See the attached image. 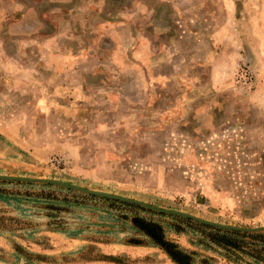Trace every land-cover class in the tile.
I'll return each instance as SVG.
<instances>
[{
  "label": "rangeland",
  "instance_id": "obj_1",
  "mask_svg": "<svg viewBox=\"0 0 264 264\" xmlns=\"http://www.w3.org/2000/svg\"><path fill=\"white\" fill-rule=\"evenodd\" d=\"M0 172L264 225V0H0ZM0 188V264H178L135 217L183 264H264L168 215Z\"/></svg>",
  "mask_w": 264,
  "mask_h": 264
},
{
  "label": "trees",
  "instance_id": "obj_2",
  "mask_svg": "<svg viewBox=\"0 0 264 264\" xmlns=\"http://www.w3.org/2000/svg\"><path fill=\"white\" fill-rule=\"evenodd\" d=\"M0 182H7L11 183L9 181H1ZM14 183H22V182H14ZM29 184V183H27ZM48 187H57L49 184H41ZM61 188V187H57ZM64 189V188H62ZM66 191H72L70 189H65ZM0 193H5L3 189L0 188ZM50 193V192H49ZM76 193V192H75ZM82 194V193H81ZM52 195V194H51ZM84 196H88L91 198H99L105 201H108L110 203L115 204H121L125 205L131 208H138L141 210H147L142 206L130 204L121 202L118 200L108 199L105 197L95 196V195H89V194H82ZM47 198H51V196H47ZM154 212V211H151ZM157 213V212H156ZM162 215H168L171 218H174L182 223H185L187 226H190L191 228H198V229H208L211 230L213 233L211 235H208V240L211 243H214L216 246L223 248L224 250H239L244 249L243 243H245L244 239H249L252 241V243H258L259 247L256 248V246H249L246 248L247 255L252 256L253 258H258L259 256V249L264 247V230H256V231H236V230H227V229H221L214 226H208L204 224H200L198 222L192 221L188 218L172 215V214H164V213H158ZM132 224L134 228H136L138 231L142 232L146 237H148L151 242L157 246H159L168 256L171 260L175 261L178 264H183L182 260L184 258V255L182 252L177 248L176 244L172 242L171 240H168L163 235V230L160 227L159 224L156 222H153L151 220H146L142 217H135L132 220ZM175 230H178L175 228ZM244 251V250H243Z\"/></svg>",
  "mask_w": 264,
  "mask_h": 264
},
{
  "label": "water",
  "instance_id": "obj_3",
  "mask_svg": "<svg viewBox=\"0 0 264 264\" xmlns=\"http://www.w3.org/2000/svg\"><path fill=\"white\" fill-rule=\"evenodd\" d=\"M0 180L1 181H9V182H22V183H29V184H49L57 187H61L64 189H70L75 192H79L82 194H89V195H95L100 197H105L108 199L118 200L125 203L135 204L144 207L145 209L157 212V213H164V214H172L184 218H188L192 221L198 222L200 224L208 225V226H214L221 229H227V230H236V231H256V230H264V225H257V226H240V225H234V224H225L220 223L212 220H208L205 218H201L198 216H195L193 214L177 210V209H171V208H162L153 206L147 202H144L142 200L136 199V198H130L110 192H105L97 189H92L84 186H80L77 184H73L66 181H61L57 179L52 178H46L41 176H29V175H10V174H0Z\"/></svg>",
  "mask_w": 264,
  "mask_h": 264
},
{
  "label": "built area",
  "instance_id": "obj_4",
  "mask_svg": "<svg viewBox=\"0 0 264 264\" xmlns=\"http://www.w3.org/2000/svg\"><path fill=\"white\" fill-rule=\"evenodd\" d=\"M237 73L239 75L238 81L242 82L243 84H249L251 82L252 74L251 70L243 64V66H240V68L237 70ZM61 158H52L49 163L51 166H58L60 163H62Z\"/></svg>",
  "mask_w": 264,
  "mask_h": 264
},
{
  "label": "crops",
  "instance_id": "obj_5",
  "mask_svg": "<svg viewBox=\"0 0 264 264\" xmlns=\"http://www.w3.org/2000/svg\"><path fill=\"white\" fill-rule=\"evenodd\" d=\"M0 174L22 175V174H19V173H9V172H0Z\"/></svg>",
  "mask_w": 264,
  "mask_h": 264
}]
</instances>
